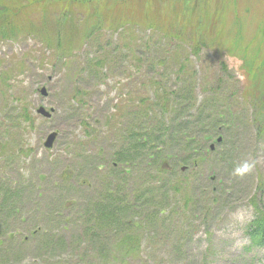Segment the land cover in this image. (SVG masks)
<instances>
[{
  "label": "rangeland",
  "instance_id": "374dc122",
  "mask_svg": "<svg viewBox=\"0 0 264 264\" xmlns=\"http://www.w3.org/2000/svg\"><path fill=\"white\" fill-rule=\"evenodd\" d=\"M56 4L57 0H46L45 8L37 14H18L15 25L22 28V35L19 34L18 39L0 42V71L6 70L11 76L8 87L0 88L2 93L21 98V106L26 102L33 110L43 100L38 88L45 85L48 95L44 101L54 110L48 120L36 118L31 129L23 123L14 130L19 132L16 144L20 149L30 151L28 156L11 164L4 176L10 175L19 190L37 176L42 179L34 183L38 189L30 207L19 206L12 218L0 216V254L9 264H200L203 258L209 264H264L261 250L247 248L245 233L246 224L258 208L264 210V0H85L72 5L74 21L71 18L61 19L62 13L55 7ZM178 20L196 26L195 29L200 32L204 29L200 30L197 26H209L210 40H213L211 45L204 46L195 55L186 49L192 63L186 64L185 73L180 74L178 67L171 68L168 63L160 68L165 69V75L160 76L162 71H159L154 78L152 69H147L142 58L148 52L142 53L138 49L134 54L136 58H129L126 57L131 54L129 47L114 52L113 59L103 66L93 64L96 57L103 53L100 41L123 42L129 37L136 48L143 41L153 38L161 47L159 42H163L168 30L178 28L174 27ZM96 21L115 31L104 36L101 32L94 33L90 41H85V28L93 26ZM235 26L239 30L236 31ZM31 31L48 36L50 45H55V40L59 44L66 43L65 53L54 54L41 34H37V38L34 37L36 34L24 35ZM120 45L117 44V47ZM245 49H248L247 53ZM20 64H23V72H19L22 68ZM192 70L196 103L181 117L192 120L199 107L201 117L206 115L209 119L214 115L217 128L221 127L216 136L221 135V143L224 142L220 146L221 143L214 142V136L201 147L203 158L198 164L192 168L190 163H183L186 166L183 171L179 167L175 169L177 174L179 171L190 177L185 195L194 193L196 211L189 207L191 202L184 206V198L180 194L175 197L168 194L164 200L166 212L161 215L165 223L153 237L139 233L133 242H127L135 246L129 249L120 247L118 234L101 233L99 229H94L95 235L90 236L85 234L82 226L81 234V228L72 220L68 221L70 224L57 221L53 217L52 203L55 198H50V203L46 198L60 189V184L54 181L59 178L64 166L77 160L64 153L71 136L88 142L81 152L89 157L81 162H87L90 157H94L95 161L109 157L114 148L113 131L123 128L137 112V103L141 98H147L148 105L157 104L156 109L159 110L158 102L163 103L159 99L167 93L165 117L171 118L172 109L174 111L176 106L172 102L174 96H170L169 92H180L185 85L191 84L187 72ZM151 79L160 80L159 99ZM75 84L89 90V94L81 99L78 108L73 109V117L69 111L72 99L68 101L67 97L70 86ZM206 102L209 105L202 106ZM16 103L13 101V104ZM5 112L0 111V123ZM148 116L158 118L159 114L150 110ZM81 120L88 123L84 125ZM53 130L61 132V136L57 137L53 152L47 154L42 140ZM5 139V136H0V144ZM210 143H214V153L207 152ZM223 149L231 159L221 162L216 152ZM15 156L20 154L13 148L11 159ZM245 162L254 164L251 171L234 175V169ZM99 170L89 175L87 185L96 183ZM43 178L46 179L43 181ZM38 190L42 193L39 197L36 195ZM79 191L83 197L82 189L79 188ZM70 216L68 209L58 218ZM2 219L7 222L6 234H3ZM66 225L68 232L62 229ZM32 231L46 236L52 233L54 240L56 235H60L66 240L67 247L52 252L49 257L48 253L43 255L39 251L46 241L45 237L35 240ZM12 233L13 240L9 238ZM92 236L100 239L95 240ZM15 251L22 256L17 258ZM105 256L107 258L103 259Z\"/></svg>",
  "mask_w": 264,
  "mask_h": 264
},
{
  "label": "trees",
  "instance_id": "16d2710c",
  "mask_svg": "<svg viewBox=\"0 0 264 264\" xmlns=\"http://www.w3.org/2000/svg\"><path fill=\"white\" fill-rule=\"evenodd\" d=\"M45 1L46 0H0V42L12 40L19 34H22V28L15 25L17 15H26L28 13L37 14L39 10L45 8ZM83 1L85 0H57L55 7L61 10V19L71 18L72 21H74L73 14L75 12L72 11L71 7ZM95 11L97 12V9H95ZM97 14L98 13H96V15ZM96 17L97 16H95V18ZM177 22V26H175L174 23V27L178 28H172L173 31L170 32L168 30L162 39L163 42H159L161 43V47L156 45L157 41H153V38L147 39L136 48L131 46L129 48L131 54H128L126 57H134L138 49H141L140 51L142 53L148 52V54L142 58H144L143 61H146L147 69H152L154 78H157L159 71H162L159 73L161 74L160 76L165 75L166 71L163 72L165 69L160 70V68L168 63L171 64V68L178 67V72H180V74L181 72L185 73L187 71L186 64H190L192 61L186 54L187 52L185 54L179 52V49L183 48L181 42L201 37V41H195L190 45L191 54L195 55L199 53L201 46L211 45L213 40H210L209 33L211 29L208 28L209 26H197L200 30L204 29V31L200 32L195 29L196 26H189V23H185V21L180 22L178 20ZM97 24L98 22L96 21L93 26L85 28L84 40L88 41L94 36V33L100 34L101 32L104 36L105 33L115 31L109 27H105L103 22ZM115 29H117V27ZM219 29H221V27H219ZM237 30L239 29L236 28V31ZM43 31L46 32L45 30ZM32 33L36 34V37H38L37 34H41L45 40V44L54 54L65 53L66 43L62 42L59 44V42L55 40V45H50V38L49 40L47 39L48 36L38 31H33ZM122 38L123 36L120 37V40ZM130 41L131 39L129 38L124 44L115 42L116 45L121 43L119 48H116V45H113L109 40H103L104 43L100 41L103 53L98 56L95 65L98 64L101 66L110 62L114 57V52L124 49L128 44H131ZM132 43L134 44V42ZM247 50L248 49H245V53H247ZM142 53L140 54L142 55ZM151 57L154 58L151 59ZM135 58L136 56L134 59ZM244 60L246 62L249 61L246 58H244ZM262 60L263 59L260 61ZM187 73L190 74L191 81L189 82H192L191 84L188 83L187 86L185 85L182 90H179L180 92L174 93L171 90L170 92L165 91L169 92L170 96H174L172 102L176 107L174 111L172 109L171 118L165 117L167 115V93H163V96L159 99L160 80L151 79L152 88L156 92V98L163 100V103L158 102L160 104L159 110L156 109L157 104L152 103L148 105V99L141 98L137 103V112L130 117L123 128L113 131L114 148L109 157L102 158L101 163L106 166V169L105 171H98L97 175L98 178L107 176L108 180L100 179L98 188L82 191L85 203L82 204L77 215L82 216L79 223L84 222L86 225L84 229L85 234L90 236L95 235L94 229H99L98 232L101 233L103 231L108 234H118L117 240H119L118 242L121 244L120 247H128L129 249L130 246L134 245L127 244V242H133L139 233H141V236L148 234L150 237H153L154 233L165 223L166 220L161 218V215L166 212V201L164 200L168 194H173V197L180 194L184 198V206L187 207L191 202L192 204L189 207L194 212L196 211L197 204L195 203L196 198L194 193L192 192L193 195H185L189 188L187 182L190 177L180 174L179 171L177 174L175 169L177 167L181 168L183 163H190L192 168L198 164L197 162H199V159L203 158L201 147L207 145L208 141L213 140L214 136L220 132L221 127L217 128L214 115L209 119L206 115L201 117L200 107L197 108V115L191 117L192 120L181 117L184 112H188L189 108H193L191 106L196 103L193 95L194 70ZM9 79L10 72L6 70L0 71V88L8 87L7 82ZM0 91V97L3 101L0 110H3L7 107V93H2V89H0ZM208 105L209 102L202 104V106ZM211 105L213 106L214 104ZM20 110V113L14 114L16 108H13L12 118L28 116L25 107L21 106ZM150 110L157 112L159 114V116H157L158 118L149 117L148 111ZM199 140L202 141L199 143ZM223 143L224 142H222L220 146H222ZM208 151L214 153V151H210L209 149L207 152ZM216 157L222 162L223 160L229 159L230 155L223 149L220 152H216ZM96 166L93 169H96ZM63 191L64 189L62 188V194L57 197L60 203L67 199ZM17 196L18 195H14L13 197ZM78 199L79 198L75 201H69L68 206H73L78 203ZM14 209H16V206ZM68 221L69 220L64 223L67 224ZM76 225L78 224L76 223ZM131 228L132 230L129 231ZM65 230L68 232L67 225L65 226ZM246 233L251 245L260 246L264 250V210L258 208L255 216L246 225ZM94 238H96L95 240L100 239L97 236ZM45 240L39 253L43 255L48 253V257L51 256L50 251H54L56 248L62 250L64 247H67L66 240L61 237H58L55 241L45 237ZM98 245L99 247L101 246L100 244ZM14 253H17V258L22 256V253H18V251ZM100 256L103 255L100 254ZM105 258L107 257L105 256L103 259ZM4 262H6L5 258ZM201 264H208L207 259L203 258Z\"/></svg>",
  "mask_w": 264,
  "mask_h": 264
},
{
  "label": "clouds",
  "instance_id": "9594fccd",
  "mask_svg": "<svg viewBox=\"0 0 264 264\" xmlns=\"http://www.w3.org/2000/svg\"><path fill=\"white\" fill-rule=\"evenodd\" d=\"M253 167H254L253 163L245 162L244 164L234 169V175H244L245 173L251 171Z\"/></svg>",
  "mask_w": 264,
  "mask_h": 264
},
{
  "label": "water",
  "instance_id": "95a60500",
  "mask_svg": "<svg viewBox=\"0 0 264 264\" xmlns=\"http://www.w3.org/2000/svg\"><path fill=\"white\" fill-rule=\"evenodd\" d=\"M38 112L44 116H49V113L47 111H45L43 108H39ZM53 138H54V134L49 135L48 140L46 142V145H50L51 141H53Z\"/></svg>",
  "mask_w": 264,
  "mask_h": 264
}]
</instances>
